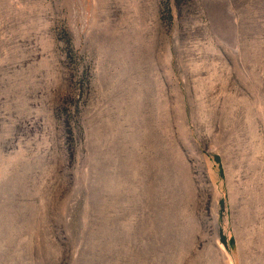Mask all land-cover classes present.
I'll list each match as a JSON object with an SVG mask.
<instances>
[{"label": "rangeland", "instance_id": "obj_1", "mask_svg": "<svg viewBox=\"0 0 264 264\" xmlns=\"http://www.w3.org/2000/svg\"><path fill=\"white\" fill-rule=\"evenodd\" d=\"M0 264H264V0H0Z\"/></svg>", "mask_w": 264, "mask_h": 264}]
</instances>
